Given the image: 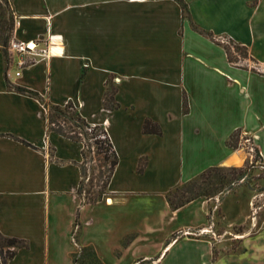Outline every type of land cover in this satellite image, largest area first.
Wrapping results in <instances>:
<instances>
[{
  "label": "crops",
  "instance_id": "obj_1",
  "mask_svg": "<svg viewBox=\"0 0 264 264\" xmlns=\"http://www.w3.org/2000/svg\"><path fill=\"white\" fill-rule=\"evenodd\" d=\"M11 4V38L49 53L20 68L0 34V232L27 243L7 264H75L76 224L79 246H92L103 262L112 254L116 264H174L167 260L169 236L201 224L168 229L167 215L209 202L199 197L173 210L167 192L211 166L248 162L253 153L246 144L264 164V0ZM74 5L82 6L78 32L67 14ZM221 37L245 45L260 72L231 61ZM111 77H117L115 109L103 103ZM18 87L53 104L72 100L90 124L105 126L119 163L101 200L87 203L80 193L84 144L49 128L41 100ZM147 118L161 135L143 131ZM237 130L235 149L227 141ZM155 197L163 203L158 212ZM198 230L214 233L186 237L194 247L182 264H235L239 254L264 264V224L256 237L242 238L240 252L231 245L216 251L228 227L219 237L209 225Z\"/></svg>",
  "mask_w": 264,
  "mask_h": 264
},
{
  "label": "rangeland",
  "instance_id": "obj_2",
  "mask_svg": "<svg viewBox=\"0 0 264 264\" xmlns=\"http://www.w3.org/2000/svg\"><path fill=\"white\" fill-rule=\"evenodd\" d=\"M11 2L12 0H0V3L3 5V9H7V7L9 8V11H11L15 22V14L13 12ZM81 10L82 6L74 5L67 13L69 16H73V29L77 32L82 30V21L79 20L80 18L78 14ZM218 39L220 40V42L224 43L227 47V50H229V53L233 57V62L241 66L251 67L252 69L260 72V63L254 59L249 58V50L247 49L246 51H244L241 50L240 47L237 48V46L243 45L242 43L234 41L230 38L221 37ZM116 79L117 77H114V84L116 83ZM61 121L62 128L65 130H69L72 123H70L69 120ZM81 138L84 139V136H81ZM92 140L93 139L91 138L89 141ZM246 147H248L247 149L251 153H253L252 158H250L248 162H245L242 165L230 166L242 167L249 164L251 168L248 174L239 181L233 183L232 186L228 185L223 188L222 191L219 192L216 196L209 198L205 196L204 198H206L209 203H205L204 205H202L201 201H196L195 203L177 212L176 216H174L173 218H170L171 216L168 214L165 219L168 229H174L182 224H201V226L203 224L215 228V234L217 237H219V235L217 234L225 233L223 227L226 226L229 229V231H227V233L225 234V238L227 239L217 244V253H220L224 247L229 245H231L230 247L234 251L240 252L241 250H243V247L245 245L244 242H241L242 238L248 235H257L260 229V224H264V168L261 167L264 164L259 159V155H257V150L255 148L251 147L249 144H246ZM92 149L93 152H91L87 156V169L85 176L82 178L83 193L81 194L85 199L90 195L89 190L97 191L100 189L103 179L105 178V169L102 165V162L100 161V156L98 154H95V147H92ZM225 166L230 167L228 165ZM138 199L142 198L139 196ZM156 199L158 202L155 201ZM152 200H154V202H156V205H158V212L159 209L163 207V203L160 202L161 199L158 197H155ZM150 215L151 217H153L155 213ZM156 219H158L157 215L154 217V220ZM144 220L145 217L143 216L141 220H139V224H144ZM201 226H198V228ZM198 228H191L192 230H187V232L185 230L173 231V233L169 236V239L174 241L172 242L169 249H167L170 250L172 248L168 254V261H173L174 264L187 263L188 260L186 259L185 253L192 249L194 246L191 245L192 243L185 241L186 237H212V233H214H211L210 231L208 233L209 235H204L201 232H198ZM77 233L75 236L76 240L78 236ZM130 239V236H127L126 239H124V243L128 242ZM77 248L78 247H76V249ZM79 259L80 260L78 264H82L81 261L83 257L81 255ZM113 259L114 255L107 254L105 255L104 262L106 264H116V261ZM129 262L130 260L128 259L125 263L122 264H128ZM258 263L259 260L252 261L251 255H248L246 257V255L243 254H239V259H237V261L235 262V264Z\"/></svg>",
  "mask_w": 264,
  "mask_h": 264
},
{
  "label": "trees",
  "instance_id": "obj_3",
  "mask_svg": "<svg viewBox=\"0 0 264 264\" xmlns=\"http://www.w3.org/2000/svg\"><path fill=\"white\" fill-rule=\"evenodd\" d=\"M14 18L9 11V8L3 9V5L0 3V34L1 39L4 43H8L12 36V31L14 29ZM246 51L247 47L245 45L237 46V48ZM228 51V56L231 61L233 57ZM113 77L109 78L106 83V90L104 94V106L109 109H115L119 107V103L115 99V94L117 92V87L113 82ZM19 91L29 92L36 95L47 109V117L49 128L55 129L59 133L70 137L74 140L80 141L84 144L83 147V158L84 162L81 165L82 168V178L86 173L87 156L93 152L92 147H95V154L100 156V161L104 166V175L102 185L99 190L92 191L89 190V197L85 199L87 203H95L101 200L102 196L106 193L108 185L111 178L115 172L116 166L119 163V156L115 150L113 142L103 125H92L87 119L80 113L79 109L75 106L72 100H69L64 105L53 104L46 98H42L39 93L27 90L22 87H18ZM61 120H69L72 125L69 130L62 128ZM143 131L145 133H155L162 134V127L151 118H147L143 125ZM240 130L233 133L227 144L231 148H239L240 146ZM84 136V139L81 138ZM92 141H89L90 139ZM258 155V150H257ZM145 163L140 162L138 170L142 172L144 170ZM251 166L249 164L236 167V166H211L205 169L203 172L193 177L192 179L185 181L167 192V198L169 204L173 210H177L184 206L188 202L197 199L199 197H214L223 188L242 179L248 174ZM80 184V193H83V186ZM88 196V195H87ZM26 240L18 237L5 236L0 232V252L3 257L4 264H7L8 260L12 259L16 254V249L19 247L26 246ZM76 254H73L75 264H78L79 258H76ZM81 256L82 264H105L96 253L92 246H86L82 248Z\"/></svg>",
  "mask_w": 264,
  "mask_h": 264
},
{
  "label": "built area",
  "instance_id": "obj_4",
  "mask_svg": "<svg viewBox=\"0 0 264 264\" xmlns=\"http://www.w3.org/2000/svg\"><path fill=\"white\" fill-rule=\"evenodd\" d=\"M51 40L54 38V35L50 37ZM34 43L35 46H31V44ZM9 49L13 52H17L18 54V66L20 68L25 67L28 64H31L35 62V56H42L45 57L49 53V49H43V48H38L37 44L35 42L29 41V42H22L19 40H15L13 38L10 39L9 41ZM31 56V57H29ZM33 58V59H31ZM21 71L17 72V75H20ZM261 167L264 168V165ZM79 229V224H76L73 230L72 234V240L75 242L77 245V250L75 254L77 255L76 258H78L81 255L82 252V247L79 246L75 236L76 233L78 232ZM199 232L204 233L206 232L205 230H200Z\"/></svg>",
  "mask_w": 264,
  "mask_h": 264
},
{
  "label": "bare ground",
  "instance_id": "obj_5",
  "mask_svg": "<svg viewBox=\"0 0 264 264\" xmlns=\"http://www.w3.org/2000/svg\"><path fill=\"white\" fill-rule=\"evenodd\" d=\"M31 46H35V44H34V43H32V44H31ZM110 200H111V199H110Z\"/></svg>",
  "mask_w": 264,
  "mask_h": 264
}]
</instances>
